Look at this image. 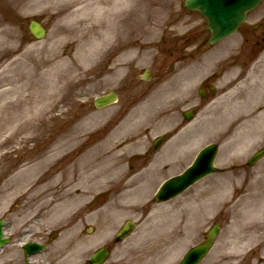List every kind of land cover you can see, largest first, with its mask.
Listing matches in <instances>:
<instances>
[{
  "label": "rangeland",
  "instance_id": "1",
  "mask_svg": "<svg viewBox=\"0 0 264 264\" xmlns=\"http://www.w3.org/2000/svg\"><path fill=\"white\" fill-rule=\"evenodd\" d=\"M159 1L161 3L156 4L161 7L158 16H148L146 19L144 17L145 24L138 30L134 21L136 5L132 4L129 31L126 36L121 35L115 39L118 42L117 47L111 52L83 59L77 45L71 40L68 41L64 32H61L66 23L63 13H57L59 5L56 0H0V219L5 220L6 230L10 231L7 236L13 238L5 248H19L20 240L26 234L28 239L36 241L46 240L47 236L50 238L55 234V239H48L47 248H62L64 263L57 264H79L80 260L89 257L101 246L111 250L105 264H159L162 261L160 253L151 254L154 249H161L155 248L158 246L157 234L146 233L142 238L137 235L146 227L144 219L150 205L179 201L182 204H179L176 211L185 216L184 218H191V223L183 238L184 245L181 248H172L171 255L201 242L213 223H218L221 228L210 252L213 255L205 259L206 263L212 260L214 264H234L236 259H232L242 252V248H223V239L232 225L231 207L243 192L248 178L264 170V158L254 168L244 167L249 156L264 144V131L255 135L257 142L250 149L240 150L238 143L241 129L236 132L234 125L226 131L225 123L213 124V119L217 117L213 111L217 104L213 101L227 93L235 83L247 81L248 72L252 73L256 64L255 73L262 69L264 42L256 60L248 59L242 64L233 62L229 67H224V62L229 61L237 52L241 43L238 34L214 47H204L198 57L199 61L194 62L192 73L203 78L211 72L227 68V76L218 81L214 99L189 123L186 133L189 149L179 155L168 156L169 150L164 144L152 154L153 140L167 133H181L183 123H179L182 121L183 111L195 102L199 103L196 80H191L193 82L188 83L186 90L182 89L185 77L181 79L177 76L179 64L176 63V53L184 44L183 36H187L190 42V46L184 51L186 53L191 52L206 36L205 21L198 14L185 10L183 0ZM33 18L41 21L48 30L43 40H34L28 31V21ZM258 20H262L264 24V1L249 19L250 22ZM262 27L264 31V25ZM126 48H130V54L125 57L122 54ZM170 53L174 55L171 56ZM48 58L52 62H48ZM72 61H76L79 69H69ZM146 69L151 71L148 80L142 75ZM31 83H35L37 99L44 98L43 102L49 105L42 114L34 115L28 111L27 96L31 91ZM163 86L165 92L162 98L151 109V118L157 121L155 128L143 118L131 129H117L138 104L144 103L154 91ZM111 90L117 91L118 102L104 109H96L93 99ZM260 95L264 99V92ZM191 98H194V102H191ZM91 117L96 118L92 120L94 123L86 124L85 128V121ZM207 119L209 122H205ZM78 127L82 130L78 134L79 139L60 148L58 141L69 137ZM137 135L144 139L143 145L122 154L119 162L125 170L132 171L137 169L136 164L141 161L143 165L154 159L157 161V164L153 161L148 197L142 199L140 206L129 215L117 220L109 231L108 240L89 248H77V259L71 262V248L66 234L69 225L71 227L77 221L82 236L105 235L104 228H98L95 220H98L96 213L104 210L109 202V186L95 189L89 195L86 207L72 218L51 211L54 201L50 199L56 196L60 187L57 184L34 197L29 196V193L38 191L48 178L60 174L80 153L92 145L107 137H115L119 143H124L125 140L129 142L130 137ZM210 143L219 145L214 162L216 173L203 178L173 200L163 204L155 203L153 196L159 185L165 179L183 171L197 152ZM58 149L60 155L56 160L42 162L47 155ZM226 181L230 184L217 198L221 204L213 208L204 202V206L203 201L208 200V195L219 192L215 188ZM258 188L264 191V187ZM204 192L209 194L202 195ZM148 200L149 205L146 203ZM195 205L197 214L194 217ZM88 216H92V219L88 220ZM126 220L136 224L135 230L123 241L115 243L114 235ZM259 229L254 232L258 239L264 232L263 227ZM255 248L264 246L252 242L245 249ZM58 253L57 249L55 255L62 260ZM235 253L238 254L234 255ZM260 254L258 251L253 252V260L254 255L258 258Z\"/></svg>",
  "mask_w": 264,
  "mask_h": 264
},
{
  "label": "bare ground",
  "instance_id": "2",
  "mask_svg": "<svg viewBox=\"0 0 264 264\" xmlns=\"http://www.w3.org/2000/svg\"><path fill=\"white\" fill-rule=\"evenodd\" d=\"M56 1L59 5L57 13H63L66 23L61 32H64L68 41L71 40L77 45L83 59L94 58L98 54L111 52L117 47L118 42L115 39L121 35L126 36L129 31L132 4L135 3L136 5L134 20L136 30L144 26L148 16L156 18L161 10V7L156 6V4L161 3L159 0ZM235 39L237 40V38ZM129 54L130 48L124 49L122 55L126 57ZM48 62H52V59L48 58ZM73 62L74 64H72ZM75 62L69 63V69H79L80 66ZM118 65L116 64V66ZM255 66H253L252 73L248 72L249 79L247 81L241 80L238 84L235 83L227 93L213 101L217 104V107L216 105L213 107V111L217 114V117L213 119V124L225 123L226 131L234 125L236 132L241 129L243 135L240 134V142L238 143L240 150L250 149L257 142L255 135L264 131V99L260 95L264 92V66L258 73L254 71ZM61 74L58 75L61 76ZM187 87L188 83L184 82L182 89L186 90ZM29 89L31 91L27 96L28 111L34 115L47 111L49 105L43 102L44 98L37 99L35 83H31ZM164 92L165 86L156 92L154 91L144 103L136 106L135 110L122 121L117 129H131L138 120L143 118L151 122L152 127L155 128L157 121L151 118V109L157 100L162 98ZM115 98H117L116 95ZM40 102L43 104L38 106ZM94 119L96 118L87 119L84 127H87L86 124L94 123L92 121ZM205 122H209L208 119ZM188 125L181 129V133L172 136L165 143L169 150L168 156H176L189 149L190 145L186 135ZM81 131L79 127L75 128L69 137L61 138L58 141L59 147L75 143L79 139L78 134ZM116 140L115 137H107L104 141L92 145L91 148L80 153L70 166L62 170L60 174L48 178L38 191L29 193V196L34 197L57 184L60 187L55 194L56 196L50 199L54 201L51 211L54 214H64L72 218L86 207L87 199L95 189L105 185L109 186V202L106 203L104 210L96 213L98 220H95L98 228H104L105 235L101 237L82 236L77 221L73 222L71 227L69 225L66 234L68 235L69 248H71L69 255L71 262L77 259V248H89L106 239L108 240L109 231L112 230L117 220L129 215L134 211L133 209L140 206L139 203L142 199L148 197L149 188H151L149 181L153 174V161L155 159L146 165H143L142 161L138 162L139 164H136L137 169L132 171L125 170L119 162L122 154L129 152L132 148L142 146L144 139L137 135L130 137L129 142L125 140L124 143H119ZM59 149L55 153L47 155L42 162L56 160L60 155ZM161 157L163 158V155ZM154 162L157 164V161ZM229 184V181H226L220 187L215 186L219 192L215 191L211 195L204 192L202 195L209 194V198L206 199L207 201H203V205L218 207L221 202L217 198L221 196L220 192H225L223 190H226ZM258 187H264V170L256 173L254 177L250 175L246 186L243 187V192L231 207L233 221L230 230L224 236L223 248L229 246L230 248H246L248 243L252 242L264 246V232L259 239L254 233L259 228H264V191ZM146 203H150V200ZM179 204L182 203L177 201L163 205H150L149 212L144 219L146 227L142 228L137 236L142 238L146 233L157 234V238L154 236L158 242V246L155 248H181L184 245V235L189 231L191 218H184L185 216L176 211L180 206ZM196 206L193 212L194 217L197 214ZM87 219H92V216H88ZM6 232L9 233L10 231ZM27 236L28 234L24 238ZM159 253L161 254L157 250L152 254Z\"/></svg>",
  "mask_w": 264,
  "mask_h": 264
},
{
  "label": "water",
  "instance_id": "3",
  "mask_svg": "<svg viewBox=\"0 0 264 264\" xmlns=\"http://www.w3.org/2000/svg\"><path fill=\"white\" fill-rule=\"evenodd\" d=\"M261 0H185L184 4L187 9L199 12L206 19V29L210 32L209 43L215 44L228 35L235 32L238 26L245 20L246 14L254 9ZM29 29L33 36L42 39L45 36V29L36 21H32ZM115 101L113 93L104 97L97 98L95 104L97 107H103ZM214 146H208L197 157L193 166L184 174L167 181L157 193L158 201L165 200L175 196L183 191L187 186L199 178L214 171L212 161L215 153ZM264 150L254 156V160L259 158ZM132 228L131 223H127L120 233L116 236L117 240L125 236ZM218 232V226H213L208 232L207 239L202 244L194 247L188 254L195 260L200 259L211 247L213 240ZM4 240L1 238L0 222V247ZM107 256V251L103 248L96 254L97 261H102Z\"/></svg>",
  "mask_w": 264,
  "mask_h": 264
},
{
  "label": "flooded vegetation",
  "instance_id": "4",
  "mask_svg": "<svg viewBox=\"0 0 264 264\" xmlns=\"http://www.w3.org/2000/svg\"><path fill=\"white\" fill-rule=\"evenodd\" d=\"M239 33L241 38L240 46L238 47L237 55L231 61H246L250 59H254L258 52L263 48L264 36H263V27L261 20L256 22H246L239 27ZM183 46L179 48V51L176 53V63L179 64V68L177 69V75L179 77L184 78L188 83H191L196 80V89L198 94L199 103L195 102L192 108V113L196 114L199 107L200 101L207 102L215 95L214 83L221 79L223 73L213 72L208 76L203 78H199L197 75H194L193 67L194 62L199 61V56L202 54L200 46H205V42L202 44H196L191 52H184L190 46V42L188 41V37L184 36L183 38ZM252 42V43H251ZM171 56L174 54L170 53ZM214 88V89H213ZM194 102V98H191V102ZM167 140V134L163 136V141ZM245 167H247L245 165ZM13 240V238H11ZM45 239H40L38 242H43ZM24 244H20L19 248H0V264H57L64 263V259L61 256L63 253L62 248H23ZM58 249L59 257L57 258L55 255V251ZM172 248H161V257L162 261L159 264H179L181 259L184 256V253H178L177 251L172 253ZM61 250V251H60ZM174 251V249H173ZM260 252L261 256L258 258L255 257L253 260L252 253ZM169 259V260H168ZM235 260L234 264H264V248H258L255 250L243 249L242 253L238 256H235L232 260ZM220 262V259H218ZM214 261H209V264H214ZM80 264H90L86 259L82 261ZM199 264H207L200 262Z\"/></svg>",
  "mask_w": 264,
  "mask_h": 264
}]
</instances>
